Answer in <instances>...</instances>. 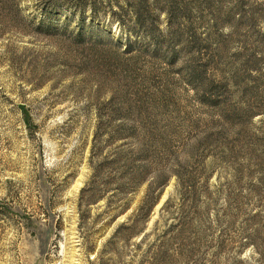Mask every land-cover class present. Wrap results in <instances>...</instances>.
Wrapping results in <instances>:
<instances>
[{
  "label": "rangeland",
  "instance_id": "1",
  "mask_svg": "<svg viewBox=\"0 0 264 264\" xmlns=\"http://www.w3.org/2000/svg\"><path fill=\"white\" fill-rule=\"evenodd\" d=\"M129 2L0 0V264H264V0Z\"/></svg>",
  "mask_w": 264,
  "mask_h": 264
},
{
  "label": "trees",
  "instance_id": "2",
  "mask_svg": "<svg viewBox=\"0 0 264 264\" xmlns=\"http://www.w3.org/2000/svg\"><path fill=\"white\" fill-rule=\"evenodd\" d=\"M73 1L75 3V7L80 9L79 12H81V10H83L89 4V0H73ZM133 1H135V2L134 3L129 2V5L127 7L136 15V17L139 20V23L141 25H144V23H145L144 20L146 19V15H144V12H146L148 15V11H149L148 6H147V0H133ZM159 1L166 2V3L168 2L170 4V6L171 5L174 6V9L176 11V7L178 5L186 3V1H188V0H159ZM166 11L168 12V9H166V7H163L159 11V14L166 12ZM173 14H175V13H173ZM171 15L172 14L170 11V16ZM22 111L24 113L25 122L27 123L28 126H30L31 121L28 118V113L26 112L25 108H23Z\"/></svg>",
  "mask_w": 264,
  "mask_h": 264
}]
</instances>
